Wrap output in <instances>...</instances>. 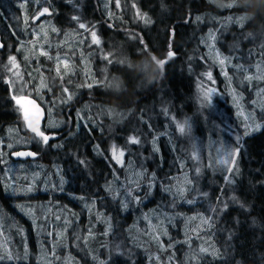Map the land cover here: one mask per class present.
Here are the masks:
<instances>
[{
  "label": "trees",
  "instance_id": "trees-1",
  "mask_svg": "<svg viewBox=\"0 0 264 264\" xmlns=\"http://www.w3.org/2000/svg\"><path fill=\"white\" fill-rule=\"evenodd\" d=\"M0 37V151L37 154L8 157L0 264H264V0H0ZM230 131L232 172L205 151Z\"/></svg>",
  "mask_w": 264,
  "mask_h": 264
},
{
  "label": "rangeland",
  "instance_id": "rangeland-1",
  "mask_svg": "<svg viewBox=\"0 0 264 264\" xmlns=\"http://www.w3.org/2000/svg\"><path fill=\"white\" fill-rule=\"evenodd\" d=\"M43 10L44 9H42L40 12L35 13L33 15V19H32L33 20V23H35L37 25V27H35V28H38L39 27L38 30H35L34 31L36 36L39 34V31L40 30H42L44 32L45 27H46V24H47V21L45 20V16L48 15V11L46 13H44V14H41L43 12ZM40 25H42V26H40ZM14 66L15 65L11 64V68H14ZM12 84L14 85L16 83H11V85ZM19 88H20L19 89V93H22V88L21 87H19ZM16 97H19V95L16 96ZM237 110L238 111H241L242 110V108H241V106L239 104L237 106ZM241 114L243 115V118L245 117V119H246V115L247 114L245 112H242ZM51 125L52 126H55L54 123H52ZM229 133L232 136V141L233 142L232 141H229V143L227 144V141L226 140L216 141L215 144H210L207 147V149L205 150L206 151V154L209 156V158H208L209 164L212 165L214 168L217 167V166H219V165L220 166H224V164L221 163V161L226 160V159H230V157L227 156V153L229 151H232L233 149L237 148L236 145H237L238 139L236 138L235 134H233L231 131ZM9 139H10L9 142H7L5 144V149L2 150V151H0V153H1V156H3V157L6 158L5 161H7L6 162V166L4 167V171H3L4 172V176H9L10 175L9 171L12 170L11 175L14 174V176L12 177V178H14V177H17V176L20 175L21 172L20 173H17V170L20 168V166L16 165L13 162H9L8 160H10V159H8V157H9L10 152L12 151V149H14V148H16L18 146H21V145L13 144V142H12L13 139H14L13 137H9ZM5 161H4V164H5ZM121 162H122V158L120 159V162H118V163H121ZM35 165H37L38 170H41V167H40L39 164L36 163ZM229 167L230 166L227 165V168H229ZM24 169H26V168H24ZM1 171H2V168H0V173H1ZM125 173H126V176L128 177V179H133V172L128 171V172H125ZM5 180H7V179H0V182H3V184H4L5 183ZM13 185H14V190H16L18 192L19 191L18 188L15 186L14 183H13ZM22 192L25 193V191H22Z\"/></svg>",
  "mask_w": 264,
  "mask_h": 264
},
{
  "label": "snow or ice",
  "instance_id": "snow-or-ice-1",
  "mask_svg": "<svg viewBox=\"0 0 264 264\" xmlns=\"http://www.w3.org/2000/svg\"><path fill=\"white\" fill-rule=\"evenodd\" d=\"M47 11H48V9L45 8L41 14H44V13H46ZM146 22H150V21H146ZM80 27H81V28H85L86 26H85L84 24H80ZM91 37H92V41H93L94 43H96V44H100V40L98 39V37H97L95 31H93V32L91 33ZM0 46H2V45H0ZM171 55H172V53L169 52V56H171ZM221 62L223 63V61H221ZM10 63H12L13 65H15V58H14V57L10 58ZM162 63H163V62H162ZM208 78L211 79V74L208 75ZM211 94H212L211 91L206 92V93L204 94V100H207V101L210 102ZM14 99H16V97H14ZM17 103L20 104V100H19V99H17ZM28 103H32V102H31V101H28ZM21 106H22V105H21ZM25 119L27 120V115H25ZM186 123H187V122H185V124H186ZM185 124H178V125H177V127L179 128V131H180L181 133H184V131H185ZM28 127L31 129L32 132L35 133V135H36L37 137L40 138V140H41V142H42L43 144H47V143H48L49 138H50L48 135H46V134H45L43 131H41L39 128H37V127H33L31 123L28 124ZM258 127H259V125H257V128H258ZM247 134H248V132L246 131V132H245V135H247ZM130 143L138 144V143H139V140L136 139L135 137H132V138H130ZM237 143L239 144V140H238ZM15 154H16L17 156H20V157L34 156V155H35V153H32V152H16ZM112 154H113V158L116 159L117 162H120V159L123 157L124 152H123V151H120L119 149H117L116 146L114 145V146H113V149H112ZM238 155H239V147H237V148H235V149H233L232 151H229V152L227 153V156L230 157V159H226V160L221 161V163L230 166V167L228 168V171H229V172H232V171H233V168H234L235 165H236V159H235V158H236V156H238ZM235 170L238 171V168H236ZM226 180H227L228 183H232V182H233L232 179H231L230 177H226ZM137 186H138V185H137ZM151 186H152V185L149 184V189H151ZM29 190H30V189H29ZM109 190L111 191L110 188H109ZM167 190H168V189H166V191H167ZM128 195L130 196V195H131V192H129ZM204 195H206V193H205ZM133 199H135V197H134ZM189 202H191V201H189ZM124 207H125V208L127 207V203H125ZM224 207L226 208L227 205H225ZM192 219H195V217H193ZM201 219L203 220V222H204L205 224H209V226H210V223H209V222H210V218H209V219H204L203 217H201ZM164 234L167 235L166 232H164ZM157 238H158V237H157ZM201 251H202V252H203V251H207V249H201ZM0 259H4V257H3V256H0Z\"/></svg>",
  "mask_w": 264,
  "mask_h": 264
},
{
  "label": "water",
  "instance_id": "water-1",
  "mask_svg": "<svg viewBox=\"0 0 264 264\" xmlns=\"http://www.w3.org/2000/svg\"><path fill=\"white\" fill-rule=\"evenodd\" d=\"M0 45H2V46H0V49H1L3 47L1 37H0ZM17 99L20 100V104L17 103V100H16V103L20 107L21 114H22L23 119H24L25 128L28 131L32 132L31 129L28 127L29 123H31L33 127L40 128L44 124V122L46 121V118H47V112L43 108V106L36 99H34L32 97H19ZM28 101H31L32 103H28ZM25 115H27V120L25 119ZM32 133H34V132H32ZM16 152H32V153H35L29 149L14 150L10 155V158L14 161H26V160H33V159L37 158L36 153L34 156L20 157V156H17L15 154Z\"/></svg>",
  "mask_w": 264,
  "mask_h": 264
},
{
  "label": "flooded vegetation",
  "instance_id": "flooded-vegetation-1",
  "mask_svg": "<svg viewBox=\"0 0 264 264\" xmlns=\"http://www.w3.org/2000/svg\"><path fill=\"white\" fill-rule=\"evenodd\" d=\"M40 130L42 129L41 127L39 128ZM22 165V164H21ZM20 167H22V166H20ZM9 173H10V175L9 176H4V178L5 179H10L11 178V176L13 177L14 176V174H12L11 175V173H12V170L11 171H9Z\"/></svg>",
  "mask_w": 264,
  "mask_h": 264
}]
</instances>
